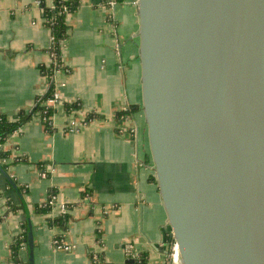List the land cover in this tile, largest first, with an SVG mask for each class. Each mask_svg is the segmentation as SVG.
<instances>
[{"label":"crops","instance_id":"0c3cea01","mask_svg":"<svg viewBox=\"0 0 264 264\" xmlns=\"http://www.w3.org/2000/svg\"><path fill=\"white\" fill-rule=\"evenodd\" d=\"M75 1L66 18L61 51L69 70L58 77L64 86L53 131L34 113L0 144L7 153L0 166L9 177L0 171V264H16L12 243L23 225L19 264L30 258L33 264H130L134 252H145L147 264H168L170 233L141 109L136 0H117L112 11L104 0ZM51 40L39 0H0V113L29 112L43 94L40 67L50 63ZM71 102L79 105L77 120L91 115L76 131L66 130L65 103ZM124 110L129 113L119 120ZM51 188L56 204L39 212ZM62 203L71 205L65 226L50 225Z\"/></svg>","mask_w":264,"mask_h":264},{"label":"water","instance_id":"95a60500","mask_svg":"<svg viewBox=\"0 0 264 264\" xmlns=\"http://www.w3.org/2000/svg\"><path fill=\"white\" fill-rule=\"evenodd\" d=\"M136 5L141 109L179 262L264 264V0Z\"/></svg>","mask_w":264,"mask_h":264},{"label":"trees","instance_id":"16d2710c","mask_svg":"<svg viewBox=\"0 0 264 264\" xmlns=\"http://www.w3.org/2000/svg\"><path fill=\"white\" fill-rule=\"evenodd\" d=\"M40 9L42 12V17L44 18V24L50 29L52 36V45L50 50L54 52L55 59L49 66H41V72L43 75L50 76L53 74L54 69H60L63 72H68L69 68L64 64L62 57V45L65 40H67L66 33V13L63 12V8L67 9V12L71 14V12L76 8L77 2L75 0H53L50 5H46L40 0ZM63 63V64H61ZM61 64V65H60ZM53 90V82L50 81L49 85L46 87L43 94L38 96L29 112H19L15 114L12 118L7 117L3 113H0V144L12 133L18 131L21 126L30 120L31 116L34 113L39 112L41 122L47 132L53 131V125L51 123L52 113L54 111V107L52 106H44L43 101L48 98ZM79 105L77 102L65 103V109L68 113L72 109L78 108ZM130 110V109H129ZM129 110L121 111L117 114V118L121 120ZM91 115H87L86 119L90 118ZM7 155L5 151L0 148V158H3ZM152 180L155 181L154 177ZM56 190L51 188L48 192L47 198L37 206L39 212L49 213L53 209L56 204ZM65 206L71 207V205L65 204ZM68 217V213H58L57 215L48 217V222L50 225H59L65 226L66 220ZM23 233L16 236L12 243L13 250V259L15 263L19 264L18 252L21 243H25L26 240V230L23 225ZM59 238V237H57ZM166 242L168 246H170L174 241L170 234L166 236ZM145 252H140L139 256L134 259L130 264H147V257ZM18 258V259H17ZM170 264V263H168Z\"/></svg>","mask_w":264,"mask_h":264},{"label":"built area","instance_id":"2783aa9c","mask_svg":"<svg viewBox=\"0 0 264 264\" xmlns=\"http://www.w3.org/2000/svg\"><path fill=\"white\" fill-rule=\"evenodd\" d=\"M40 2V0H39ZM117 4V0H104V6H106L108 9H110L111 11L114 9L115 5ZM63 12L66 13V18L69 15V13L67 12L66 8H63ZM52 38V36H51ZM51 45H52V40H51ZM51 45L49 47L48 53H49V57H50V63L49 65L54 62L55 59V54L54 52H52L50 50ZM63 64V63H61ZM60 64V65H61ZM47 65V66H49ZM63 71H61L60 69H54L53 74L50 76L44 75L45 76V83H46V87L49 85L50 81L53 82V90L50 94V96L48 98H46L43 101V105L44 106H52L55 107V105H57L58 103H60L61 99H60V92L59 89L60 87L64 86V82L63 81H59L58 77L59 74H61ZM78 111V108L76 109H72L71 111H69L67 113V123H66V130L68 131H76L78 130V128L84 124L87 123L86 117H84L83 119H81L80 121L76 119V113ZM37 115L39 116V119L41 120L42 118H40L39 112H37ZM51 123L53 125L52 122V117H51ZM134 129H133V133H134ZM17 132V131H16ZM150 157V156H149ZM151 160V159H150ZM41 175H45L43 172H41ZM56 199V196L54 197ZM68 211L67 207L65 206V204H59V213H66ZM54 243H58L60 247L68 250L70 249V245L68 244H64L61 240H54ZM21 248L24 247V243L20 244ZM125 252L127 255H130V252H132V245L131 244H126L125 246ZM169 263L170 264H180L179 262V256L177 253V248L175 243L173 242L170 246H169ZM139 256L138 252H134V256L132 258H137Z\"/></svg>","mask_w":264,"mask_h":264}]
</instances>
